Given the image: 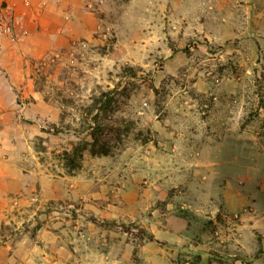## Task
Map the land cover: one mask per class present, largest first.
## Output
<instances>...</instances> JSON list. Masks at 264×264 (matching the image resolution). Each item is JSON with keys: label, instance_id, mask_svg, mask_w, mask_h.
I'll list each match as a JSON object with an SVG mask.
<instances>
[{"label": "rangeland", "instance_id": "1", "mask_svg": "<svg viewBox=\"0 0 264 264\" xmlns=\"http://www.w3.org/2000/svg\"><path fill=\"white\" fill-rule=\"evenodd\" d=\"M96 10L0 97V264H264V0ZM116 86L124 144L64 173L65 125Z\"/></svg>", "mask_w": 264, "mask_h": 264}, {"label": "crops", "instance_id": "2", "mask_svg": "<svg viewBox=\"0 0 264 264\" xmlns=\"http://www.w3.org/2000/svg\"><path fill=\"white\" fill-rule=\"evenodd\" d=\"M3 1L14 13L27 14L14 28V39L5 37L0 43V97L4 89L18 85L29 60L89 35L104 0H29L28 8L22 0Z\"/></svg>", "mask_w": 264, "mask_h": 264}, {"label": "trees", "instance_id": "3", "mask_svg": "<svg viewBox=\"0 0 264 264\" xmlns=\"http://www.w3.org/2000/svg\"><path fill=\"white\" fill-rule=\"evenodd\" d=\"M128 75L134 77L136 74L131 66L127 67ZM117 86L100 90L90 98V102L83 107L78 126L72 127L66 124L68 131H73L79 138L75 143H71L70 148H63L56 154L60 167L66 174L74 172L82 166L85 153L90 155H107L118 150L132 129L130 121L115 116L116 108L113 105ZM55 129L54 133L59 132ZM50 132V131H49ZM38 142L34 144L38 153L47 151L40 144L44 139L38 137ZM153 239L152 235L148 236Z\"/></svg>", "mask_w": 264, "mask_h": 264}, {"label": "built area", "instance_id": "4", "mask_svg": "<svg viewBox=\"0 0 264 264\" xmlns=\"http://www.w3.org/2000/svg\"><path fill=\"white\" fill-rule=\"evenodd\" d=\"M22 2L27 8L30 6L29 0H22ZM26 14V10L14 13L12 7L0 0V43L5 37L14 39V28L22 22Z\"/></svg>", "mask_w": 264, "mask_h": 264}]
</instances>
